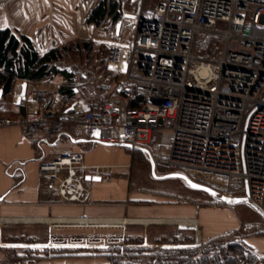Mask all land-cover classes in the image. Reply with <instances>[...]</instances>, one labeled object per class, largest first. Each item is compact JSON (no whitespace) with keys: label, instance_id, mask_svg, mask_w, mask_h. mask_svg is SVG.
I'll return each mask as SVG.
<instances>
[{"label":"built area","instance_id":"obj_1","mask_svg":"<svg viewBox=\"0 0 264 264\" xmlns=\"http://www.w3.org/2000/svg\"><path fill=\"white\" fill-rule=\"evenodd\" d=\"M118 1L128 14L134 0ZM139 2L132 34L115 37L102 68L55 61L78 98L28 89L22 103L35 107L14 118L0 114V129L40 126L56 115L106 146L151 148L161 140L155 154L171 172L230 198L248 191L264 212V0ZM219 23L224 32L217 31ZM201 35L222 37L219 57L201 56ZM102 170L78 154L42 164L39 177L55 185L63 202L87 205L91 189L84 176L109 179ZM21 264H37V258Z\"/></svg>","mask_w":264,"mask_h":264},{"label":"crops","instance_id":"obj_2","mask_svg":"<svg viewBox=\"0 0 264 264\" xmlns=\"http://www.w3.org/2000/svg\"><path fill=\"white\" fill-rule=\"evenodd\" d=\"M95 2L0 0V31L9 29L37 46L41 41H58L64 38L63 33L58 32V24L64 27L71 24L73 27L67 29L68 33L77 34L80 16L93 8ZM52 24L57 31L51 28L47 31ZM114 34L126 37L132 30H125L122 25L119 34L116 28ZM69 39L72 38L68 36ZM38 51L46 53L41 48ZM25 82L28 89L54 92L64 79L58 77L50 85H33L17 79L13 92L0 100V114L14 118L35 107L23 104L22 100L20 103V91ZM88 106V100L81 102L84 109ZM160 141L151 148L106 146L88 140L83 126L61 122L56 115L44 125L0 129V264H21L16 263L21 259L12 260L7 254L15 245L12 237L17 236L15 230L20 226L26 233L22 236L26 238L24 241L39 244L47 254L37 259V264H112V249L120 246L117 242L129 238L134 227L175 225L180 230L192 232L197 245L227 234L226 220L219 221L215 216L217 212L222 214L219 208L207 207L202 198L193 194L192 189H197L184 179L173 177L175 173L156 156ZM78 154H83L88 167H102L103 173L109 176V179L84 176L91 189V202L87 205L63 202L56 196L55 185L39 177L42 164ZM165 179L180 180L177 192L155 183ZM224 209L231 212L230 208ZM79 219L92 222L81 226ZM79 239L82 243L75 244L74 240ZM156 246L160 245L149 243L147 238L141 244L126 245L127 248ZM27 247L32 249L33 245ZM57 250H69L71 255L52 253Z\"/></svg>","mask_w":264,"mask_h":264},{"label":"rangeland","instance_id":"obj_3","mask_svg":"<svg viewBox=\"0 0 264 264\" xmlns=\"http://www.w3.org/2000/svg\"><path fill=\"white\" fill-rule=\"evenodd\" d=\"M102 1L103 0H96L94 7L89 8L83 15L80 16V24L78 25L79 30H75L77 34L74 33V35H71V31L68 33L69 30L67 29L73 27L71 24L66 25V27L58 24V32L63 33L64 38H61L58 41L48 40L37 42L40 46L33 44L34 49L40 53L38 51L39 48L47 52L54 48L70 46L69 48L71 49L69 53L65 55L67 60L79 61L83 64L101 68L103 60L106 57L109 44H112L115 41L114 31L118 22L120 20L123 21L124 29L130 31L132 30L133 32L134 16L137 14L141 6L139 1L136 3L131 2L128 6L130 10L128 14L125 15L122 14L121 6L118 3L119 7L115 12V15H107L99 24H97L95 21H92L91 18L93 17V13L98 10L100 2ZM116 1L119 2L118 0ZM50 28L57 31L56 25H49L47 31H50ZM216 29L219 32H224L226 30V26L219 23ZM68 36L72 39L67 40ZM17 37L20 39L21 35H17ZM21 44L23 43L21 42ZM86 44L89 45L88 48L85 47ZM223 46L224 42L222 37L215 35H201L197 41V47L202 49L201 56L205 58L215 57L217 55L219 57ZM40 55L43 54L41 53ZM20 56V50L16 53L10 52L9 59L19 64L18 62L20 60ZM2 68L3 67H0V70H3ZM42 84L50 85V83L45 82ZM67 174V172L62 173L63 176H66ZM179 182L180 180L178 179H165L155 183H158L159 186H162L165 189L177 192L176 189H178ZM192 191L197 198H202V201H204L207 207L219 208L222 214L217 212L215 213V216H218L219 221L220 219L226 220V227L224 228L227 229V234L218 240H205L197 245L192 232L180 230L179 227L175 225H153L147 227V229L134 227L131 229L130 237L124 238L121 242H117L121 243L120 246L112 249V251L118 252V256L121 259L119 263L183 264L181 263V260H183V262L191 260L196 262V260L202 258L214 259L217 256L222 255H224L227 260L231 259L232 262H235L236 260H239L240 254H242L247 259L246 261H248V263L241 261L240 264H254L255 262L257 264H264V225L259 214L248 204L239 203L235 206H227L216 202L213 196L200 193L199 191L193 189ZM242 196L243 195H241V197ZM224 208H230L231 212L225 210ZM20 227V230H15L17 236L12 237V239L15 240V245L12 246L13 249H10L9 254L12 260L14 253L16 252H24L28 250L44 251L41 249L42 247L39 244L31 241H24L26 238L22 236L26 233L23 231L24 227ZM81 234L82 233H80V235ZM114 237L116 238L115 235ZM79 238L81 239V236ZM145 238H147L149 243H157L160 246L142 248L126 247L129 243L141 244ZM76 239H78V237H76ZM80 239L74 240L75 244L82 243V240ZM113 242L116 243L115 241ZM29 245H33L32 249L27 247ZM253 258H255L256 261H253ZM16 263L21 262L16 260Z\"/></svg>","mask_w":264,"mask_h":264},{"label":"trees","instance_id":"obj_4","mask_svg":"<svg viewBox=\"0 0 264 264\" xmlns=\"http://www.w3.org/2000/svg\"><path fill=\"white\" fill-rule=\"evenodd\" d=\"M118 2L116 0H103L100 2L98 10L93 13L92 21L97 24L101 22L107 15L114 14L118 10ZM21 39V40H20ZM18 38L17 35L13 34L11 30H1L0 31V91H3V98L10 95L13 92V86L17 79H23L30 83L42 84V83H53L58 77L64 79V83L56 91L67 95L71 98H78L74 88L70 84V75L67 72H62L58 70L54 63L57 60L64 59L71 48L70 46H63L61 48H54L47 51L43 55H40L33 47L31 41H29L25 36ZM21 42L23 44H21ZM86 44V48H88ZM90 48V47H89ZM18 50L21 52L19 64L15 63L13 60L9 59L10 52L16 53ZM73 51V50H72ZM74 52V51H73ZM106 58V57H105ZM103 60L102 67L105 62ZM66 59V58H65ZM74 61V60H71ZM79 62V61H77ZM92 66V65H90ZM96 68L95 66H92ZM101 67V68H102ZM136 104H133L135 106ZM8 251V250H7ZM15 252V251H14ZM112 264H120L121 259L118 256V252L112 251ZM53 254L59 255H71V251L57 250L53 251ZM7 254H10V250ZM45 258L47 254L45 251H24L14 253L13 258L24 259L26 257ZM241 258V259H240ZM239 260L232 262L231 259H226L224 255L217 256L216 258H202L193 261L181 260L183 264H240L241 261H246L247 259L240 254ZM212 260V262H211ZM253 261H256L253 258ZM166 264V263H161ZM254 264H257L256 262Z\"/></svg>","mask_w":264,"mask_h":264},{"label":"water","instance_id":"obj_5","mask_svg":"<svg viewBox=\"0 0 264 264\" xmlns=\"http://www.w3.org/2000/svg\"><path fill=\"white\" fill-rule=\"evenodd\" d=\"M121 25H122V22L119 21L117 26H116V32L117 34H119L120 30H121ZM27 90H28V83L25 82L22 87H21V91H20V103H21V99L22 97H25L26 96V93H27ZM77 91H75L76 93ZM3 98V91L1 90L0 91V100ZM173 177H177V178H184L186 177L187 179H184L189 185L191 182V184H196L194 183L193 181H191L187 176L183 175V174H179V173H175L172 175ZM197 185V184H196ZM200 186V185H199ZM197 190H200V191H203V192H206L208 194H210L211 196H213V198L221 203V204H225L227 206H235L237 204H239L240 202H234V203H230L229 201H246L244 202L245 204H248L250 207H252L258 214L259 216L262 218L263 220V225H264V212L258 208L250 199V195H249V192L247 191L246 195L243 196V197H237V198H230V197H226V196H223L217 192H215L214 190H211L209 188H206V187H203V186H200L198 188H195ZM206 189V190H205ZM215 193V194H213Z\"/></svg>","mask_w":264,"mask_h":264},{"label":"snow or ice","instance_id":"obj_6","mask_svg":"<svg viewBox=\"0 0 264 264\" xmlns=\"http://www.w3.org/2000/svg\"><path fill=\"white\" fill-rule=\"evenodd\" d=\"M183 179H187L186 177H184ZM190 183V186L191 187H193V188H198V187H200L199 185H196V184H191V182H189ZM206 190V189H205ZM213 194H215V193H213ZM230 203H234V202H240V203H244V202H246V201H229ZM73 246H75V245H73Z\"/></svg>","mask_w":264,"mask_h":264}]
</instances>
